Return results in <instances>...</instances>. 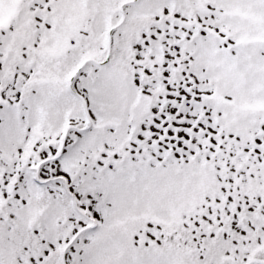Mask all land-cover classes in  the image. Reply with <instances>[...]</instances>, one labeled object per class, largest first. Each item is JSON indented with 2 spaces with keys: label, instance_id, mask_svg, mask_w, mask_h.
<instances>
[{
  "label": "snow or ice",
  "instance_id": "1",
  "mask_svg": "<svg viewBox=\"0 0 264 264\" xmlns=\"http://www.w3.org/2000/svg\"><path fill=\"white\" fill-rule=\"evenodd\" d=\"M0 264H264V0H0Z\"/></svg>",
  "mask_w": 264,
  "mask_h": 264
}]
</instances>
